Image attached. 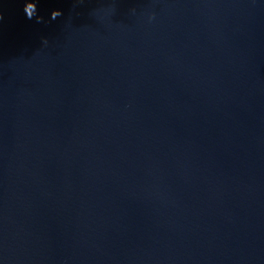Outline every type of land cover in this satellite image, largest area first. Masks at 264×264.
Listing matches in <instances>:
<instances>
[{"label":"water","instance_id":"95a60500","mask_svg":"<svg viewBox=\"0 0 264 264\" xmlns=\"http://www.w3.org/2000/svg\"><path fill=\"white\" fill-rule=\"evenodd\" d=\"M23 6L0 0V264H264V0Z\"/></svg>","mask_w":264,"mask_h":264},{"label":"clouds","instance_id":"9594fccd","mask_svg":"<svg viewBox=\"0 0 264 264\" xmlns=\"http://www.w3.org/2000/svg\"><path fill=\"white\" fill-rule=\"evenodd\" d=\"M38 3L39 0H23V11L25 13V17L29 20L35 18L38 23L43 21V17L39 15V9H38ZM134 11V9H133ZM62 15V10L59 8H55L51 10L50 19L55 20L56 18L60 17ZM154 17V14L150 16L149 18L152 19ZM4 18L3 11L0 10V21H2ZM43 42L47 44V38H44Z\"/></svg>","mask_w":264,"mask_h":264}]
</instances>
